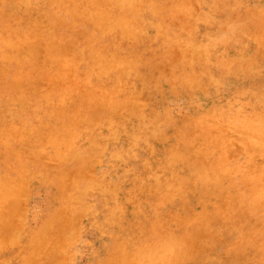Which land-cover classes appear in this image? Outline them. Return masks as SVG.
Masks as SVG:
<instances>
[{"label":"rangeland","instance_id":"1","mask_svg":"<svg viewBox=\"0 0 264 264\" xmlns=\"http://www.w3.org/2000/svg\"><path fill=\"white\" fill-rule=\"evenodd\" d=\"M0 264H264V0H0Z\"/></svg>","mask_w":264,"mask_h":264},{"label":"bare ground","instance_id":"2","mask_svg":"<svg viewBox=\"0 0 264 264\" xmlns=\"http://www.w3.org/2000/svg\"><path fill=\"white\" fill-rule=\"evenodd\" d=\"M227 150V149H226Z\"/></svg>","mask_w":264,"mask_h":264}]
</instances>
